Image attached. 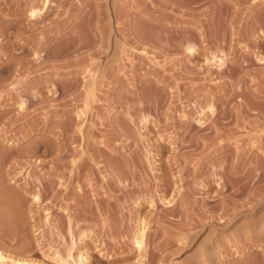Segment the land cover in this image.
Instances as JSON below:
<instances>
[{
	"label": "rangeland",
	"instance_id": "rangeland-1",
	"mask_svg": "<svg viewBox=\"0 0 264 264\" xmlns=\"http://www.w3.org/2000/svg\"><path fill=\"white\" fill-rule=\"evenodd\" d=\"M44 1L0 0V264H264V0Z\"/></svg>",
	"mask_w": 264,
	"mask_h": 264
},
{
	"label": "bare ground",
	"instance_id": "bare-ground-1",
	"mask_svg": "<svg viewBox=\"0 0 264 264\" xmlns=\"http://www.w3.org/2000/svg\"><path fill=\"white\" fill-rule=\"evenodd\" d=\"M45 3V5L47 4V2H48V0H45L44 1ZM42 7H44V5L42 6ZM34 10V9H33ZM31 11L32 12V14L31 15H36V13H42V9H36V10H34V11ZM41 10V11H40ZM189 49H191L192 50V48H190L189 47ZM260 59V58H259ZM221 60V59H220ZM263 60L261 59V62H262ZM222 62V61H221ZM223 63V62H222ZM222 63H221V65H222ZM36 198H38L37 196H36ZM143 239H144V228L142 229V228H140V232H139V234H138V236L136 237V243L138 244V247L139 248H141L142 247V244H143ZM27 245V244H26ZM25 247H27L28 248V246H25ZM3 258H4V256H3V254H2V252H1V250H0V260H3ZM85 260V259H84ZM84 260H81L80 261V263L79 264H85L84 263ZM22 264H30V263H27V262H25V261H23L22 262ZM31 264H36V263H31Z\"/></svg>",
	"mask_w": 264,
	"mask_h": 264
}]
</instances>
